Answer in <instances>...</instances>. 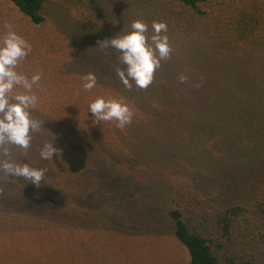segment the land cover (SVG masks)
<instances>
[{
  "label": "rangeland",
  "instance_id": "rangeland-1",
  "mask_svg": "<svg viewBox=\"0 0 264 264\" xmlns=\"http://www.w3.org/2000/svg\"><path fill=\"white\" fill-rule=\"evenodd\" d=\"M201 9L178 0H46L45 19L35 24L0 0V36L10 23L30 43L16 70L29 79L40 74L33 110L58 112L67 122L55 131L56 157L81 184L75 203L38 208L16 202L11 178L0 173V264H188L167 213L176 204L222 264H264V0H213ZM136 19L149 35L153 20L167 23L173 51L154 78L186 75L178 85L206 101L200 111L189 105L160 116L150 106L156 94L131 96L121 83L119 54L100 45ZM89 72L97 85L86 91ZM234 84L249 104L228 100ZM100 96L128 104L132 123L94 124L86 112ZM216 97L229 103L222 111ZM240 112L247 118L238 123ZM11 150L19 160V149ZM107 173L113 188L103 181ZM159 177L169 194L157 190ZM234 208L227 226L221 219Z\"/></svg>",
  "mask_w": 264,
  "mask_h": 264
},
{
  "label": "clouds",
  "instance_id": "clouds-1",
  "mask_svg": "<svg viewBox=\"0 0 264 264\" xmlns=\"http://www.w3.org/2000/svg\"><path fill=\"white\" fill-rule=\"evenodd\" d=\"M6 31L0 36V173L7 178H22L40 186L46 170L33 167L30 163L13 157L12 147L22 149L26 154L31 147L33 134L43 132L44 122L32 115L38 103L32 91L39 85L41 76L33 74L29 79L16 70L17 65L32 51L30 43L20 35L12 24L4 25ZM165 21L153 20L151 35L149 25L136 19L128 30H123L114 38L106 39L100 47L115 49L119 64L115 71L125 88H147L154 80L155 72L162 60H167L173 51L167 35ZM83 89L92 90L97 85L94 72L83 78ZM186 75H180L184 82ZM94 115L93 123L115 121L116 127L124 128L132 123L134 113L122 100L97 97L89 103L87 111ZM55 142H45L39 149L43 160H52L58 154Z\"/></svg>",
  "mask_w": 264,
  "mask_h": 264
},
{
  "label": "trees",
  "instance_id": "trees-1",
  "mask_svg": "<svg viewBox=\"0 0 264 264\" xmlns=\"http://www.w3.org/2000/svg\"><path fill=\"white\" fill-rule=\"evenodd\" d=\"M10 1L18 8L21 13L28 17L33 23L41 24L44 21L45 18L43 15V11L45 8L46 0ZM178 1L184 6L189 7L200 14H203L205 13V11L201 9V5L211 2L213 0ZM219 26L221 25L217 24V28ZM216 43L217 41H214L211 44L215 46ZM157 71L161 72V69L158 68ZM178 83L179 80L175 81V79L171 82H168L166 79L154 78L153 82L147 88H136L135 85H133V88L131 90H127L131 94V96L133 95L136 97L138 95L143 97L148 92L156 94L157 96L155 98V101L152 102L150 106H155L156 110H159L158 114L160 116H163V112L170 114L175 108L186 109L189 107V105L190 107H197L198 111H200L202 106L201 103H203L204 101L201 102L199 96H196L195 98L193 96L191 98L188 95L187 91H185L184 87H180ZM179 84L181 85V83ZM208 84L211 83L208 82ZM219 84L222 85L221 82L217 81L215 86ZM234 85L236 87V90H234L235 93H230L228 100L232 101V99L234 98L235 100H238L240 102L244 101V104H249L247 96L237 97V91L240 90V87L238 86V84ZM225 91L226 90H224V92L223 90H219L218 94L224 97L227 95ZM216 98L218 100L216 101V106L214 107L222 111V109H225L229 103H227V99L218 97ZM204 103H206V101ZM83 114L84 112L79 115V122L81 121L82 125L86 123ZM169 114L167 118H170L171 115ZM32 115L35 118L44 122L43 127L45 129L43 130V132L33 134L31 147L28 149L26 154L22 149H19L21 155L18 161L28 162L33 167L45 169L46 172L40 186H36L28 182L27 180H24L19 177L11 178L9 183L11 185L10 190L14 193L15 201L31 202L33 206H36L38 208L44 206L58 207V205H60L62 202L64 204H73L77 201L78 198V195L76 194V189H79L81 187V184L77 182V172H73L74 174L71 176L68 173L65 174L66 169H64L63 171L61 170L63 169L64 165L62 163V160L56 157L60 154L59 150L58 154H54L52 160L41 159L39 153V149L43 146L45 142H55L56 147L59 149V143L56 142L58 140V136L55 131L58 128L57 125L61 123L66 124L67 122L61 118L62 115H59L58 112L50 113L47 111L33 110ZM246 118L247 113L240 112L239 120L237 122L240 123L242 119L244 120ZM262 162L264 163V154L262 157ZM79 173L84 172L82 171ZM107 175L110 177V179L108 180L109 182L105 180V177ZM64 178L66 179V181H63ZM103 181H105L106 184L110 185L112 188L115 187L114 177L110 176L108 173L103 176ZM154 184L156 185V187L158 188L157 190L160 193L162 191H165L167 194H169V191H167L169 190L168 181L164 180L162 177H159L155 179ZM57 191H60L61 194L58 195ZM236 212V208L232 209L229 212V215L224 216V218H222L221 220L223 222H227L226 225L228 226V217H230L231 214H236ZM167 213L169 215L170 221L174 226L175 237L187 248L189 252L190 260L188 264H222L219 256L214 253L210 240L202 233L195 231L190 227L185 211L184 209H182V207H180L179 204L170 206L168 208ZM226 259L230 263H233L231 257H226Z\"/></svg>",
  "mask_w": 264,
  "mask_h": 264
}]
</instances>
